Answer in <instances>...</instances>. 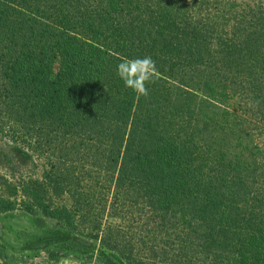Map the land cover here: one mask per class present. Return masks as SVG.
<instances>
[{
    "label": "trees",
    "instance_id": "16d2710c",
    "mask_svg": "<svg viewBox=\"0 0 264 264\" xmlns=\"http://www.w3.org/2000/svg\"><path fill=\"white\" fill-rule=\"evenodd\" d=\"M145 56L147 97L117 75ZM0 133L60 155L13 186L44 215L78 223L110 181L111 209L137 198L193 264H264V0H0ZM68 192L75 207L48 205ZM66 243L91 247L36 245Z\"/></svg>",
    "mask_w": 264,
    "mask_h": 264
},
{
    "label": "rangeland",
    "instance_id": "374dc122",
    "mask_svg": "<svg viewBox=\"0 0 264 264\" xmlns=\"http://www.w3.org/2000/svg\"><path fill=\"white\" fill-rule=\"evenodd\" d=\"M50 154H44V158L0 133V264H104L99 253L110 248L127 264H193L189 260L190 246L187 242L179 246L167 237L168 231H160L157 235L153 233L148 221L150 218L146 220V216L142 215L137 198L128 197V203L125 202L123 208L111 209L115 188L112 184L108 186L110 181L99 189L96 205L92 197L91 203L86 201V205L78 204L84 209V216L78 223L73 222V225L44 215L20 191L12 192L13 186L21 181L40 179L42 171L48 169L51 161L60 162L59 154ZM66 173L69 176L70 172ZM68 182L71 183L70 180ZM74 183L80 185L81 180H75ZM70 185L75 192L79 191ZM70 195L71 192L49 195L48 205L52 208H73L75 206ZM6 200L10 204L4 203ZM90 217L95 220L84 221V218ZM59 232H68L88 240L90 249L67 243L59 247L36 245L38 240ZM184 235L182 232L179 237L183 239ZM162 240L167 243L161 244ZM170 241L173 245L168 243ZM172 253L180 258L171 257Z\"/></svg>",
    "mask_w": 264,
    "mask_h": 264
},
{
    "label": "clouds",
    "instance_id": "9594fccd",
    "mask_svg": "<svg viewBox=\"0 0 264 264\" xmlns=\"http://www.w3.org/2000/svg\"><path fill=\"white\" fill-rule=\"evenodd\" d=\"M117 75L125 87L130 88L138 96L149 95L148 83L158 78L156 62L150 57L125 58L117 65Z\"/></svg>",
    "mask_w": 264,
    "mask_h": 264
}]
</instances>
